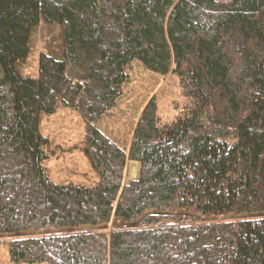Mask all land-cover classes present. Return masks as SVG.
Instances as JSON below:
<instances>
[{
	"label": "trees",
	"instance_id": "obj_1",
	"mask_svg": "<svg viewBox=\"0 0 264 264\" xmlns=\"http://www.w3.org/2000/svg\"><path fill=\"white\" fill-rule=\"evenodd\" d=\"M42 19L62 59L23 78ZM134 62L189 107L162 125L152 102L123 148L99 124ZM61 108L86 123L91 185L46 168ZM0 236L13 264H264V0H0Z\"/></svg>",
	"mask_w": 264,
	"mask_h": 264
},
{
	"label": "rangeland",
	"instance_id": "obj_2",
	"mask_svg": "<svg viewBox=\"0 0 264 264\" xmlns=\"http://www.w3.org/2000/svg\"><path fill=\"white\" fill-rule=\"evenodd\" d=\"M62 48L63 36L60 27L48 24L42 19L31 32L27 59L17 65L16 70L23 78L37 77L41 55H50L61 60ZM128 73L130 80L117 107L106 114L99 124L101 131L123 148L131 145L138 122L152 102L156 104L162 125L185 117L189 107V100L184 96L178 76L151 73L139 62H134ZM85 131V121L73 110L61 108L54 116L42 119L41 133L49 142L50 160L46 163V168L56 184L91 185L95 182L94 172L83 154ZM139 169L138 164H129L127 183L139 176ZM123 227L126 226L121 220L114 219L109 231ZM11 240L14 237L0 236V264H13L8 246Z\"/></svg>",
	"mask_w": 264,
	"mask_h": 264
},
{
	"label": "bare ground",
	"instance_id": "obj_3",
	"mask_svg": "<svg viewBox=\"0 0 264 264\" xmlns=\"http://www.w3.org/2000/svg\"><path fill=\"white\" fill-rule=\"evenodd\" d=\"M137 169H138V168H137ZM133 170H134V169H133ZM133 170H132V171H133ZM134 171H135V170H134ZM135 174H136V173H135ZM137 177H138V176H137ZM137 177H136V178H137ZM136 178H135V179H136Z\"/></svg>",
	"mask_w": 264,
	"mask_h": 264
},
{
	"label": "crops",
	"instance_id": "obj_4",
	"mask_svg": "<svg viewBox=\"0 0 264 264\" xmlns=\"http://www.w3.org/2000/svg\"><path fill=\"white\" fill-rule=\"evenodd\" d=\"M135 180V179H134ZM123 222V221H122Z\"/></svg>",
	"mask_w": 264,
	"mask_h": 264
},
{
	"label": "water",
	"instance_id": "obj_5",
	"mask_svg": "<svg viewBox=\"0 0 264 264\" xmlns=\"http://www.w3.org/2000/svg\"><path fill=\"white\" fill-rule=\"evenodd\" d=\"M136 179H138V178H136Z\"/></svg>",
	"mask_w": 264,
	"mask_h": 264
}]
</instances>
